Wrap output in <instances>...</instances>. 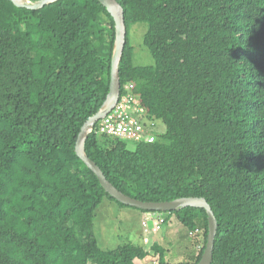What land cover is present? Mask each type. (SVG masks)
Instances as JSON below:
<instances>
[{
	"label": "trees",
	"instance_id": "16d2710c",
	"mask_svg": "<svg viewBox=\"0 0 264 264\" xmlns=\"http://www.w3.org/2000/svg\"><path fill=\"white\" fill-rule=\"evenodd\" d=\"M117 1L126 29L119 95H136L165 130L131 151L95 123L85 154L132 198H205L217 220L211 264H264V0ZM139 22L150 65L134 63L130 28ZM115 40L99 0H0V264H134L149 255L132 241L99 246V205H128L75 151L109 93ZM139 210L202 230L198 263L204 208ZM151 249L167 264L165 249Z\"/></svg>",
	"mask_w": 264,
	"mask_h": 264
},
{
	"label": "water",
	"instance_id": "95a60500",
	"mask_svg": "<svg viewBox=\"0 0 264 264\" xmlns=\"http://www.w3.org/2000/svg\"><path fill=\"white\" fill-rule=\"evenodd\" d=\"M16 5L27 7V8H36L43 6L49 2L54 0H38L32 2L30 0H11ZM111 14L115 21V47L112 54L111 59V77L109 84V93L107 95L106 101L103 106L100 108L98 112L89 117L81 127L80 133L77 138L75 151L83 160V162L94 172V174L99 179L102 187L107 191L109 195L114 197L116 200L147 211H172L176 208L184 207V206H195L202 207L207 212L208 217V235L207 241L205 245L204 252L198 261L197 264H211L212 256H213V245L214 239L217 229V220L216 217L206 201L203 197H182L170 201H142L135 198H132L119 189H117L103 174L102 170L99 166L91 160L84 151V142L88 135V133L93 129L95 123L105 116L115 105L117 99L120 94V81L118 74V64L123 51L124 42H125V23L123 18V9L117 0H99Z\"/></svg>",
	"mask_w": 264,
	"mask_h": 264
},
{
	"label": "rangeland",
	"instance_id": "374dc122",
	"mask_svg": "<svg viewBox=\"0 0 264 264\" xmlns=\"http://www.w3.org/2000/svg\"><path fill=\"white\" fill-rule=\"evenodd\" d=\"M147 29V25L143 22L134 24L130 28V41L134 47V63L138 65H150L154 63L152 56L143 44V35ZM157 128L160 132L165 130V125L161 121H157ZM125 146L129 150H134L137 143L131 140H124ZM141 211L133 206H121L116 201L104 199L103 202L97 208V214L94 221V231L98 240V244L103 249H113L120 244L132 241L134 243H142L143 223L148 228L147 232H144L146 239L145 249L149 252V262L157 263L158 254L151 249V242L157 233L159 242L170 249L171 254H175L178 251L183 252L184 255H190L194 249L188 243L182 241H176L178 239H172V243L169 242L168 233L165 234V216L161 213H155V216L146 221L140 219ZM148 216V215H146ZM154 220L159 222V225L153 226ZM164 230V232H162ZM178 231V230H177ZM176 229H173V234ZM162 233L164 234L163 236ZM161 237L163 240H160ZM153 242V241H152ZM155 242V241H154ZM92 264V263H89Z\"/></svg>",
	"mask_w": 264,
	"mask_h": 264
},
{
	"label": "built area",
	"instance_id": "2783aa9c",
	"mask_svg": "<svg viewBox=\"0 0 264 264\" xmlns=\"http://www.w3.org/2000/svg\"><path fill=\"white\" fill-rule=\"evenodd\" d=\"M95 132L136 143L148 142L156 130V121L150 119L139 98L131 92L119 95L112 109L96 122ZM156 212H146L144 220L151 219ZM148 215V216H146ZM159 225L154 220L153 226ZM148 228L144 227V232ZM199 229L196 230L198 232Z\"/></svg>",
	"mask_w": 264,
	"mask_h": 264
},
{
	"label": "crops",
	"instance_id": "0c3cea01",
	"mask_svg": "<svg viewBox=\"0 0 264 264\" xmlns=\"http://www.w3.org/2000/svg\"><path fill=\"white\" fill-rule=\"evenodd\" d=\"M158 132H160V131L157 128V122H156V130H155L154 133H158ZM145 213L146 212H142V211L140 213V219L142 221H145L144 220ZM162 214L163 213H161L160 215H162ZM163 216L166 217V214H163ZM145 226H146V224L143 223V231H144V227ZM173 229H176V232L173 233V234H170V232H173ZM165 230H166L165 234L168 233V235L170 237L168 244L172 243V239H178L176 241H179V243H180V241L182 239H185V240H182V241L188 243L194 249L193 253L191 252V254L187 255V256L184 255L183 252H180L178 250H177V252L175 254H171L170 249L164 247L161 244V242H159L158 236H156L157 233L155 235H151V236H155V238H153V240H152L153 242L150 241L151 242V246H152L153 243H157L163 249L166 250V252H165V260H166L167 264H191L192 262H194L196 260L197 256H198L200 250L202 249V246H203L202 230H199L198 232H195V233L189 232V230L181 222H179L174 215H171L169 217V219L165 221ZM162 232H164V230H162ZM163 235L164 234L162 233V235H160V236H163ZM141 236L143 238L142 243H143V245L145 247L146 241H149L151 237L146 239L144 232H143V234ZM160 240H163V238L161 237ZM148 258H150L149 255L147 257H145L144 259H135L134 260V264H152V262L148 261ZM153 264H158V263H153Z\"/></svg>",
	"mask_w": 264,
	"mask_h": 264
}]
</instances>
